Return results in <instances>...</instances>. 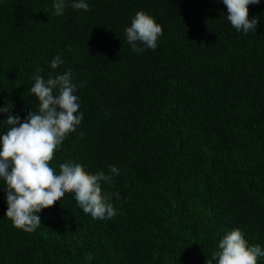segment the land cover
<instances>
[{
    "label": "trees",
    "instance_id": "trees-1",
    "mask_svg": "<svg viewBox=\"0 0 264 264\" xmlns=\"http://www.w3.org/2000/svg\"><path fill=\"white\" fill-rule=\"evenodd\" d=\"M87 3L56 16L53 0H0V106L23 120L37 110V70H71L84 119L50 166L116 165L102 191L119 193L118 214L93 219L66 192L25 232L5 216L0 182V264H206L236 228L264 248V0L249 5L259 22L247 34L217 0ZM137 11L162 27L155 50L125 39Z\"/></svg>",
    "mask_w": 264,
    "mask_h": 264
},
{
    "label": "clouds",
    "instance_id": "clouds-1",
    "mask_svg": "<svg viewBox=\"0 0 264 264\" xmlns=\"http://www.w3.org/2000/svg\"><path fill=\"white\" fill-rule=\"evenodd\" d=\"M261 0H217L227 7L226 19L239 33L256 32L259 18H248L249 5H259ZM69 0H53L54 15L62 16ZM74 10H89L87 0H71ZM162 27L153 16L137 11L130 26L124 29L125 39L133 53L155 50L162 35ZM64 61L56 55L49 67L53 70ZM32 77L31 94L38 101L37 110L30 111L23 120L12 115L8 105L0 106V114H7L0 125V182L6 194L5 216L13 226L25 232H34L42 224L38 215L64 197L73 194L80 210L96 220L112 219L118 214L111 202L112 195L102 191V183L110 184L121 173L116 165H109L108 174L103 170L90 173L75 159L59 164V171L50 166L54 151L63 144L67 135L75 132L84 119L80 109L77 83L71 70L48 78ZM206 264H258L264 259V248L250 245L239 229L228 231L218 242Z\"/></svg>",
    "mask_w": 264,
    "mask_h": 264
}]
</instances>
